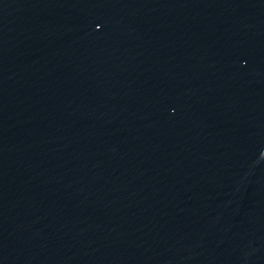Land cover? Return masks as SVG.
Listing matches in <instances>:
<instances>
[{"label":"water","instance_id":"water-1","mask_svg":"<svg viewBox=\"0 0 264 264\" xmlns=\"http://www.w3.org/2000/svg\"><path fill=\"white\" fill-rule=\"evenodd\" d=\"M0 264H264V0H0Z\"/></svg>","mask_w":264,"mask_h":264}]
</instances>
